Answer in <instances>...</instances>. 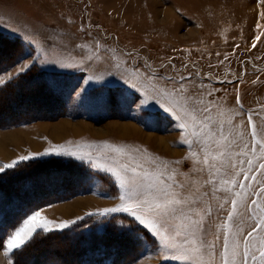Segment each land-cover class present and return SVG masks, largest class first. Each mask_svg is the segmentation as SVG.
Returning <instances> with one entry per match:
<instances>
[{"label":"rangeland","instance_id":"1","mask_svg":"<svg viewBox=\"0 0 264 264\" xmlns=\"http://www.w3.org/2000/svg\"><path fill=\"white\" fill-rule=\"evenodd\" d=\"M260 4L264 0H0V166L35 154V159L14 167L29 163L15 180L21 184L9 182V190L31 184L40 191L47 189L45 203L24 219L39 211L55 223L76 221L63 230H38L34 237L76 227L74 241L84 233L106 231L117 234L113 239L121 242L120 251L128 257L125 264H180L164 259L159 241L126 213L87 215L120 203V189L110 174L92 168L87 160L38 155L59 146L87 152V145L103 144L124 147L150 169L154 166L148 160L175 172L186 196L206 193L203 199L212 208L206 227L215 232L230 203L217 211L223 201L213 199L209 172L196 162L203 159L200 146L189 148L183 142L184 130L175 113L164 111L163 97L148 104L146 111L138 100L131 106L120 101L140 96L125 83L128 79L168 91L183 85V95L203 100L213 115L217 108L239 112L233 117L239 132L250 131L251 115L258 138L264 139V5ZM25 63L30 67L20 71ZM88 76L104 79L88 84L82 101L70 95ZM245 138L251 143L249 136ZM91 151L96 154V149ZM6 177H0L1 182ZM243 227L250 230L251 221L245 220ZM54 235L47 238L50 241L33 244L16 264H25L35 254L43 255L44 264H74L63 251L75 247ZM4 251L2 244L0 264L9 259L13 264L16 250L9 257Z\"/></svg>","mask_w":264,"mask_h":264},{"label":"snow or ice","instance_id":"2","mask_svg":"<svg viewBox=\"0 0 264 264\" xmlns=\"http://www.w3.org/2000/svg\"><path fill=\"white\" fill-rule=\"evenodd\" d=\"M99 47L97 43L96 48ZM73 66L78 65L60 64V67ZM29 67L30 64L25 63L20 71ZM103 79L102 76H88L83 79L82 86L73 88L70 95L75 94L82 101L87 85ZM148 79L151 80V77ZM125 83L135 88L140 96L133 100L125 97L121 103L131 106L138 100L140 108L146 111L148 104L157 97H163L167 101L164 111L175 113L178 127L184 130L183 142L189 148L193 144L200 146L204 155L202 160L197 159L196 162L202 163L209 172L208 183L212 185L213 199L223 201L217 211L224 210L225 205L230 203V210L216 225L215 232L206 227L207 217L212 215L211 206L203 199L206 193L199 197L184 195L185 186L175 180V172L168 173L155 161L148 160L146 163L154 166L150 169L124 147L87 145L89 150L85 152L80 148L73 150L59 146L38 155L54 154L87 160L92 168L110 174L120 189V203L87 215L108 217L114 213H126L159 241L164 259H174L180 264H264V139L258 138L252 116L248 115L250 131L245 134L238 131L239 125L233 119L240 115L239 112L229 114L231 110L226 112L217 108V115H213L212 109L203 100L184 96L183 85L168 91L157 88L155 84L151 87L138 84L134 79L125 80ZM236 103L240 104L239 96ZM246 135L251 143L245 138ZM92 149H96L95 155ZM35 158V154L20 156L0 166V173ZM215 177H219L218 181ZM220 191L225 193L224 197L215 195ZM198 204L203 207H196ZM245 220L251 221L250 230L245 231ZM74 223L76 221L55 223L43 217L39 211L34 212L7 237L3 243V255L9 257L14 250L26 246L38 230L49 233L67 229ZM8 264H12L11 259Z\"/></svg>","mask_w":264,"mask_h":264},{"label":"trees","instance_id":"3","mask_svg":"<svg viewBox=\"0 0 264 264\" xmlns=\"http://www.w3.org/2000/svg\"><path fill=\"white\" fill-rule=\"evenodd\" d=\"M28 164L29 163H26L25 165H28ZM21 165L22 166L19 168H16V170L13 168V169H11V171L0 175V177H3V178H5L7 175L6 179H4L3 182H1V180H0V247L2 246L6 236H8V234L11 231L16 229V227L23 221V219L28 215V213H30L35 208H37L40 205H42L43 203H45L42 201L44 199L43 197L45 195H48V194H46L47 189H45L44 191H40V190H38V187L37 188L35 187L36 184H34V185L31 184L29 186L26 184L27 186H25L23 189L22 188H20V189L14 188L12 190H9V188H11L9 186L10 185L9 182H11V180H13L11 182V183H13V185L21 184V182H22V181H19V182L15 181L18 178L17 176L22 171V169H20V168L25 166L23 164H21ZM9 173H11V175H8ZM36 173H37V171H36ZM39 174L40 173H37L35 176H38ZM19 178H21V177L19 176ZM8 180H10V181L8 182ZM25 182L27 183L28 181H25ZM5 185H7V186H5ZM59 189H61L62 192H64V190H66V189H63L61 187ZM68 191H69V189H68ZM12 213H13V215H12ZM73 228H76V227H73ZM73 228H70L69 230H66V231H59V232H56L53 234H47V235H41L40 234V236L34 237L31 241H29L26 244V246H23L21 249L14 251V254L11 255L12 256L11 258L13 260V264H16L17 261H21L20 255H22L23 253H26L27 251L30 252L31 247L32 246L34 247L33 244H35V243H41L42 244L45 241H48L49 239H47V238H49L50 236H53L54 234L61 237L64 241L68 242L69 246L72 245L73 247H75V251L72 250V251H68L67 253H66L67 250L65 252L63 251V253L67 254L68 256H70V257L72 256V259L75 261L74 264H125V261L128 257H126V255L123 253V251L122 252L120 251V247H122V246H120L121 242L119 244H118V242L115 243V240L117 238H115L114 236L117 235L116 233L110 232V235H106V233H105L106 231L105 232L101 231V232H96V233H87V234L84 233V237L82 235H78L76 237V239L73 241V239L71 238V235L73 233V231H72ZM70 239H71V241H70ZM46 246H48V245H46ZM33 247H32V250H33ZM76 249H77V251H76ZM34 250L37 251L38 248H35ZM108 250H110V251H108ZM76 252H77V254H75ZM32 257L33 258L35 257V258L33 259ZM32 257H31L32 259H30L28 262L26 261L24 263L25 264H43L42 261L40 260L42 257H40L39 255L35 254ZM76 261H77V263H76ZM48 264H51V262H49Z\"/></svg>","mask_w":264,"mask_h":264},{"label":"bare ground","instance_id":"4","mask_svg":"<svg viewBox=\"0 0 264 264\" xmlns=\"http://www.w3.org/2000/svg\"><path fill=\"white\" fill-rule=\"evenodd\" d=\"M7 135H8V134H7ZM159 144L161 145V144H164V143H163L162 141H160ZM0 152H1V151H0ZM1 154H2V153H1ZM67 164H68V163H66V165H67ZM56 167H57V166H56ZM62 167H63V166H62ZM70 167H71V166H70ZM66 168H67V167H66ZM59 169H60V168H59ZM67 169H68V168H67ZM67 169H66V170H67ZM71 169H72V168H71ZM51 174H52V173H51ZM55 174H56V173H55ZM55 174H54V176H55ZM58 175H59V174H58ZM44 176H45V175H44ZM56 176H57V175H56ZM68 176H69V175H68ZM61 177H62V175H61ZM52 178H53V175H52ZM74 179H75V178H74ZM76 180H77V179H76ZM9 181H10V180H8V182H9ZM12 181H13V180H11V182H12ZM16 181H17V180H16ZM37 181H38V180H37ZM77 181H78V180H77ZM14 183H15V182H14ZM77 183H78V182H77ZM6 184H7V183H6ZM73 184H74V183H73ZM7 185H8V184H7ZM7 185H5V186H7ZM1 186H2V185H1ZM77 187H78V186H77ZM69 188H70V187H69ZM72 189H73V188H72ZM1 190H2V189H1ZM62 190H63V189H62ZM70 190H71V188H70ZM55 191H56V190H55ZM67 191H68V189H67ZM51 192H52V191H51ZM52 193H53V192H52ZM55 193H56V192H55ZM55 193H54V194H55ZM37 195H38V194H37ZM27 199H28V198H27ZM26 201H27V200H26ZM29 201H30V200H29ZM17 213H18V212H17ZM17 213H16V214H17ZM14 214H15V213H14ZM12 215H13V213H12ZM92 240H93V239H92ZM92 242H93V241H92ZM102 244H103V243H102ZM107 244H108V243H107ZM77 247H78V246H77ZM117 247H118V246H117ZM27 248H28V247H27ZM27 248H26V249H27ZM51 248H53V247H51ZM54 248H55V247H54ZM57 248H58V247H57ZM79 248H80V247H79ZM81 248H82V247H81ZM59 249H60V248H59ZM27 250H28V249H27ZM27 250H26V251H27ZM55 250H56V249H55ZM79 250H80V249H79ZM74 251H75V250H74ZM76 251H77V249H76ZM81 251H82V250H81ZM83 251H84V250H83ZM108 251H110V250H108ZM116 251H117V250H116ZM122 251H123V250H122ZM122 251H121V252H122ZM56 252H57V250H56ZM60 252H61V250H60ZM117 252H118V251H117ZM117 252H116V253H117ZM75 254H77V252H76ZM78 254H79V253H78ZM55 255H56V253H55ZM42 256H43V255H41V257H42ZM44 256H45V255H44ZM73 256H74V255H73ZM89 256H90V255H89ZM46 257H47V256H45L44 258H46ZM58 257H59V256H58ZM58 257H57V258H58ZM48 258L51 259L49 256H48ZM99 258H100V257H99ZM116 258H117V257H116ZM49 259H48V260H49ZM75 259H76V258H75ZM84 259H85V258H84ZM97 259H98V258H97ZM40 260L43 261L42 258H41ZM94 260H95V259H94ZM45 261H46V260H45ZM50 261H51V260H50ZM48 262H49V261H48ZM61 262H62V261H61ZM42 263H43V262H42ZM51 263H52V262H51ZM76 263H77V261H76ZM43 264H44V263H43ZM46 264H48V263H46Z\"/></svg>","mask_w":264,"mask_h":264},{"label":"crops","instance_id":"5","mask_svg":"<svg viewBox=\"0 0 264 264\" xmlns=\"http://www.w3.org/2000/svg\"><path fill=\"white\" fill-rule=\"evenodd\" d=\"M260 5H262V6H263L264 4H260Z\"/></svg>","mask_w":264,"mask_h":264}]
</instances>
